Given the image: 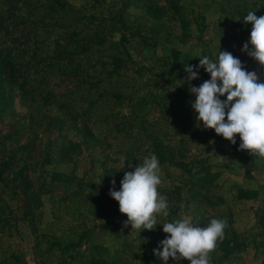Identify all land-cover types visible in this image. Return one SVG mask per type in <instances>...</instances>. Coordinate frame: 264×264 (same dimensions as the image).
Here are the masks:
<instances>
[{"label":"trees","instance_id":"16d2710c","mask_svg":"<svg viewBox=\"0 0 264 264\" xmlns=\"http://www.w3.org/2000/svg\"><path fill=\"white\" fill-rule=\"evenodd\" d=\"M249 11L264 0H0V264H163L182 218L226 221L210 264H264V158L198 126L210 74L184 70L227 51L264 83ZM152 153L170 215L132 229L109 191Z\"/></svg>","mask_w":264,"mask_h":264},{"label":"clouds","instance_id":"9594fccd","mask_svg":"<svg viewBox=\"0 0 264 264\" xmlns=\"http://www.w3.org/2000/svg\"><path fill=\"white\" fill-rule=\"evenodd\" d=\"M243 23L251 24L252 29L242 51L264 67V16L257 17L254 11H249ZM199 59L198 67L187 65L184 68L188 81L198 78L199 68L211 77L199 87L189 89L195 96L191 107L197 114L198 126L202 123L205 129L214 130L232 144H236L238 135L239 150L264 158V83L259 82L256 72L246 71L230 52L219 51L215 61L208 56ZM225 95L226 100L222 101L220 97ZM119 160L125 168V156H119ZM127 165L131 168V164ZM160 172L159 160L152 153L133 171L124 173L119 191L115 190V180L112 181L109 195L118 202L119 212L127 216L125 226L152 230L158 225L157 215H170L167 198L157 191L162 183ZM162 226L168 235L153 254L163 264H168L169 258L177 262L186 260L189 264H210L209 253L223 237L226 221L212 219L207 227H197L191 218H182Z\"/></svg>","mask_w":264,"mask_h":264},{"label":"rangeland","instance_id":"374dc122","mask_svg":"<svg viewBox=\"0 0 264 264\" xmlns=\"http://www.w3.org/2000/svg\"><path fill=\"white\" fill-rule=\"evenodd\" d=\"M211 77H209V80H210ZM169 173L173 174V175H176L177 172L176 171H173V170H169Z\"/></svg>","mask_w":264,"mask_h":264}]
</instances>
